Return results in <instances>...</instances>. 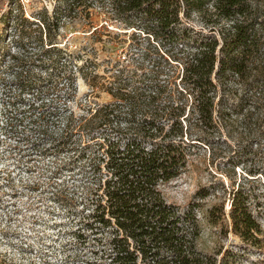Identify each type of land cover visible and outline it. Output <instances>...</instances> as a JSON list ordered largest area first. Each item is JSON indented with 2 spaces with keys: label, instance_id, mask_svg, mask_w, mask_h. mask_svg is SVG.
Returning a JSON list of instances; mask_svg holds the SVG:
<instances>
[{
  "label": "rangeland",
  "instance_id": "1",
  "mask_svg": "<svg viewBox=\"0 0 264 264\" xmlns=\"http://www.w3.org/2000/svg\"><path fill=\"white\" fill-rule=\"evenodd\" d=\"M91 2L62 13L51 29L50 35L58 33L54 48L68 53L57 58L56 49L45 51L52 45L42 25V18L55 22L57 0H0V264H84L92 258L93 234L82 219L88 166L74 149L91 142L89 118L98 106L115 102L108 89L118 85L142 92L157 86L162 91L150 107H167L173 120L176 106L186 103L187 165L160 189L181 208L199 202L197 248L219 252L217 259L227 264H264V84H250L264 78V56L252 62L246 78L229 79L218 90L214 103L223 98L233 112L219 108L230 114L203 125L190 117L192 96L181 93V44L155 37L151 28L145 33L120 24L106 0ZM183 21L205 31L224 24H206L195 12ZM116 122L109 127L126 131L122 117ZM201 188L209 195L200 200L195 194ZM234 191L247 197L259 221L255 240L234 234L227 216L216 225L207 222L214 204L228 212Z\"/></svg>",
  "mask_w": 264,
  "mask_h": 264
},
{
  "label": "trees",
  "instance_id": "2",
  "mask_svg": "<svg viewBox=\"0 0 264 264\" xmlns=\"http://www.w3.org/2000/svg\"><path fill=\"white\" fill-rule=\"evenodd\" d=\"M91 1L94 0H57L52 16L55 22L42 18L48 45L57 43L58 33L50 35V32L62 13L91 7ZM106 1L120 24L143 27L145 33L151 28L155 37L181 44L180 56L174 60L181 65L184 75L181 93L192 96L191 118L210 125L230 114L219 108H230L233 112V104L223 103V98L214 103V98L221 87L225 90L229 79L246 78L252 62L263 58L264 1L261 4L256 0ZM192 12L205 18L206 24H219L220 20L224 24L220 30L211 26L208 32L193 29L183 21ZM54 47L45 51L55 50ZM53 54L57 58L68 55L62 49ZM92 62L85 60L84 64L92 66ZM91 78L96 79L97 75ZM263 79H252L250 84L257 83L258 87L264 84ZM161 91L157 86L145 92L125 90L120 85L110 87L108 93L115 102L98 106L89 118L88 122L93 120L88 130L91 142L71 147L88 166L85 174L89 186L84 194L88 211L82 219L93 234L94 247L92 258L84 264H227L224 259H217L219 252L206 254L197 248L200 229L195 211L199 202L181 208L162 195L160 185L183 171L190 152L183 139L186 103L176 106L178 113L173 120L167 107H150ZM120 107L125 109L122 114ZM165 116L170 122L161 119ZM119 117L128 123L126 131L109 127ZM208 195L201 188L195 197L201 200ZM205 216L210 225L227 216L231 231L243 240H255L261 231L241 191L232 192L227 213L221 203L209 207Z\"/></svg>",
  "mask_w": 264,
  "mask_h": 264
}]
</instances>
